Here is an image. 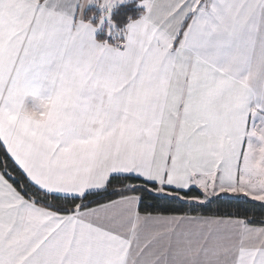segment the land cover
Listing matches in <instances>:
<instances>
[{
    "label": "snow or ice",
    "instance_id": "1",
    "mask_svg": "<svg viewBox=\"0 0 264 264\" xmlns=\"http://www.w3.org/2000/svg\"><path fill=\"white\" fill-rule=\"evenodd\" d=\"M0 0V264H264V0Z\"/></svg>",
    "mask_w": 264,
    "mask_h": 264
},
{
    "label": "trees",
    "instance_id": "2",
    "mask_svg": "<svg viewBox=\"0 0 264 264\" xmlns=\"http://www.w3.org/2000/svg\"><path fill=\"white\" fill-rule=\"evenodd\" d=\"M138 11L137 1L124 2L114 7L113 19L116 20L118 24L126 23L127 17L129 15L134 17Z\"/></svg>",
    "mask_w": 264,
    "mask_h": 264
},
{
    "label": "crops",
    "instance_id": "3",
    "mask_svg": "<svg viewBox=\"0 0 264 264\" xmlns=\"http://www.w3.org/2000/svg\"><path fill=\"white\" fill-rule=\"evenodd\" d=\"M129 1H137V0H125L124 2H129ZM124 2H123V3H124Z\"/></svg>",
    "mask_w": 264,
    "mask_h": 264
},
{
    "label": "rangeland",
    "instance_id": "4",
    "mask_svg": "<svg viewBox=\"0 0 264 264\" xmlns=\"http://www.w3.org/2000/svg\"><path fill=\"white\" fill-rule=\"evenodd\" d=\"M124 1H125V0H123V2H124ZM119 4H121V3H118L117 5H119ZM117 5H116V6H117Z\"/></svg>",
    "mask_w": 264,
    "mask_h": 264
}]
</instances>
